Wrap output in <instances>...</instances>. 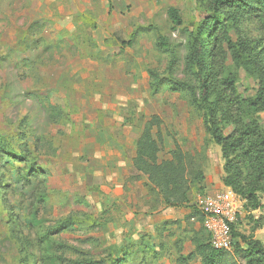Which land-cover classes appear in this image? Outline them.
<instances>
[{
    "label": "rangeland",
    "instance_id": "374dc122",
    "mask_svg": "<svg viewBox=\"0 0 264 264\" xmlns=\"http://www.w3.org/2000/svg\"><path fill=\"white\" fill-rule=\"evenodd\" d=\"M3 1L0 264H112L122 258L120 250L137 243L140 247L130 252L134 250L138 257L126 264H142L144 247L154 255L149 254L143 264H201L199 256L179 260L189 256L199 242L208 244L199 223H193L200 225L195 244L181 239L190 234L191 228L182 222L185 213H192L197 196L191 206L187 199L180 202L177 198L203 190L225 191V157L235 163L244 161L238 168L240 190L252 198L236 228L238 250L221 256L218 264H250L245 254L248 247L255 242L264 246V140L256 148L229 146L224 155L205 124V112L193 105L185 90H175L173 85L189 84L200 97V84L187 70L186 59L191 35L213 15L211 0H108L109 7L100 3L95 12L83 15L76 33L62 32L66 21L60 24L59 14H54L45 30H34L36 38L23 33L31 24L29 18L4 15ZM60 6L54 4L53 11L58 12ZM171 7L180 13V27L168 16ZM259 9L234 16L232 9H222L221 25L212 30L214 38L209 43V103L218 104L211 124L231 144L252 130L264 134V107L254 110L248 105L264 86L260 68L264 64L258 57L264 51V11ZM239 56L245 58L244 63H238ZM249 57L251 65L246 63ZM28 60H34L33 66ZM73 61L78 73L64 83L69 100L65 94L52 100L66 103L68 114L62 125L55 126L39 100L51 94L48 73ZM231 77L236 78L238 96L229 101L232 92L224 83ZM70 103L84 111L72 109ZM206 113L211 112L207 109ZM97 123L106 124L105 136L101 132L99 137L107 139L131 142L136 130L142 129L145 135L137 161L154 181L139 172L118 184L103 172L97 174L103 159L91 162L81 155L84 138ZM161 164L164 172L156 167ZM86 170H93L94 177H84ZM167 180H177L174 191ZM166 207L167 216L177 222L162 226L157 235L149 233L153 217ZM63 221L68 228L57 231Z\"/></svg>",
    "mask_w": 264,
    "mask_h": 264
},
{
    "label": "trees",
    "instance_id": "16d2710c",
    "mask_svg": "<svg viewBox=\"0 0 264 264\" xmlns=\"http://www.w3.org/2000/svg\"><path fill=\"white\" fill-rule=\"evenodd\" d=\"M224 8H230L233 10V14H241L242 12H247L248 10H253V9H259L261 11H264V0H211L210 1V11L213 13V15L209 18L206 19V21L201 25V27L197 30L196 33L191 35V41L189 45V52L187 55V70L190 72L191 75L197 79L199 82V87H200V97H198V94L195 89H193L189 84L186 83H173L174 89L175 90H185L187 92V95L191 99L193 105H195L197 108L203 110L205 112V124L209 128V130L213 131L214 133V139L215 141L222 147L224 155H226V149L227 147H234L236 145H242V147H245V144H248L250 146L253 145L256 146L257 142L260 140H264V134L262 132H258L255 130H252L253 132L251 134H248V132L245 134L246 137H243L239 143H230L229 138H225L222 133L218 130V128H214L212 126L211 121L214 119V115L216 112V105L215 104H210L209 99H210V81H209V61L211 59V53L212 51L209 49V43L213 40V29L216 28L217 25H221L220 22V17L219 13L222 9ZM243 14V13H242ZM168 16L171 19L172 23L176 27H180L183 24V21L181 19L180 13L178 9L171 7L168 9ZM212 23H215V25L211 28ZM204 34L209 36V39H205ZM162 41V39H161ZM228 42H230L227 39ZM227 42V43H228ZM263 53L264 51L258 55L260 58L261 62L264 64V58H263ZM253 61V58H250L247 60L246 63H249L250 65L252 64L251 60ZM255 59V58H254ZM245 58L243 56H239L238 63H244ZM262 70L264 68L260 67ZM225 86L227 89H229L232 94L229 96V101H231L232 97H237L238 96V90L236 88V78L231 77L225 81ZM154 87V86H153ZM155 93L158 92V89L155 87V90L153 91ZM229 103V102H228ZM46 104V109L48 112V118L53 120L54 122L58 123L59 121L63 120L64 113L60 108L52 106L48 103V101L45 103ZM249 107L252 109H258L259 107H264V86H262L259 90L258 98L254 101H250L248 103ZM209 109L211 113H206V110ZM251 132V129L249 130ZM145 134H142L141 138H143ZM140 138L137 148L139 149L140 146H142V139ZM255 143V144H254ZM256 148V147H254ZM139 151V150H137ZM139 157V156H138ZM135 159V167L138 172L149 176V179H152V176L149 175L150 173L143 168L140 167L139 162L137 161V158ZM227 160L226 163V171H227V178L224 181L225 187L231 188L240 198L244 201V212L246 207L250 204L252 196L249 195L247 196L246 193L242 192L240 190V183H241V171L238 170L239 166L244 163V161H238V162H233V160H229L228 157H225ZM170 165H173L172 163ZM158 170L163 171L165 170V167L163 164L156 166ZM201 180L203 177L200 178ZM154 181V180H153ZM167 186L171 185L172 186V191L175 190V187L178 185L177 180H167L166 182ZM207 191L203 190L200 194L197 195H190L187 197L186 194H183V198L179 196L177 198V201L182 202V200H186V204L191 206V200L193 199L194 196L198 195H204ZM166 196V194H165ZM168 201V200H166ZM191 203V204H190ZM193 211L190 215V219L192 223H199L201 224L203 221V218L200 214V212L196 209V206L192 204ZM195 221H192V220ZM240 224V220L234 225L231 226L232 228V234L234 237V249L233 251L238 250V245L239 242L237 241V231L236 228ZM68 228V222H62L61 225H59L58 230H64ZM204 230V229H203ZM206 239L208 240V244H202L199 242L196 244L194 251L189 254L187 257H181L179 260L181 262H184L185 260H191L193 256H199L201 258V264H218L221 256L228 254L227 252L224 251H219V250H214L211 246L210 243V237L206 233ZM194 244L196 243V235L192 240ZM130 246V245H129ZM125 247L127 248L126 250H120L122 254V258L119 260H113L112 264H126L134 258H137L138 255H136V252H130L132 250L131 248H135L137 246L138 248L140 247V243H137V245H133L132 247ZM144 253H145V258L144 256L142 257L141 263L143 264V261L146 262V259L148 258L149 254H153L154 252H148L147 248H143ZM148 252V254H147ZM245 254L247 258L250 260V264H264V246H262L260 243L255 242L252 246L248 247V250L245 251ZM136 255V256H135ZM135 256V257H134ZM88 262H77V263H71V264H86Z\"/></svg>",
    "mask_w": 264,
    "mask_h": 264
},
{
    "label": "crops",
    "instance_id": "0c3cea01",
    "mask_svg": "<svg viewBox=\"0 0 264 264\" xmlns=\"http://www.w3.org/2000/svg\"><path fill=\"white\" fill-rule=\"evenodd\" d=\"M12 3L14 4L13 7H11ZM100 3L103 5V7H106V8L109 7L107 6L109 4L108 0H4L3 1V6H4L3 13L4 15L8 17H11L12 15H14L17 20L19 18H22V19L29 18V20H31V24L29 23L27 25L23 33L25 35L30 34L32 38H36L35 36L36 33L33 34L34 30L37 28H38L37 30L40 29L41 32H42V29L45 30L48 27L45 25H49V20L54 18L53 17L54 14H59L58 17H60V24H62V21L64 19H65L64 21H66L61 28L62 32H67L69 34L76 33L78 23L83 22V15H85L87 11L95 12L97 10V7L100 5ZM54 4L55 6L58 4H61L58 12L53 11L52 8ZM110 13L111 12L108 10L107 15L110 16L111 15ZM37 41L38 40H35V43ZM70 42L72 44L73 40H70ZM38 46L39 45H36L35 49ZM44 49H47V46L44 47ZM30 61L28 60V65L33 66L34 60H30ZM74 63L75 61H73V63L67 62L65 63V67L63 68L61 67L59 71L57 70L58 68H55L54 70H51L50 73H48L51 84L53 83L49 90L51 94L49 95L50 97L48 96L46 98L40 99L39 104H38L39 107L43 109L45 113L47 114V118H48V112H47L46 104H45L47 101L50 105L60 108V110L63 111L64 115H68L64 110V108L66 107L65 105L66 103L65 104H61V103L55 104L53 103L52 100L55 95H58V97L62 95V97H64L63 94H65V98L69 100V97H68L69 94H68V91L65 90L64 88V83L66 79H73L77 75L78 72L74 70V66H76L74 65ZM97 63L99 62H96V64ZM28 68H30V66H28ZM63 70L66 73L63 72ZM105 72L109 73L107 70H105ZM94 75H95L94 73H91L92 77ZM96 94H99V93H96ZM88 97L89 99H91V96L88 95ZM33 98L36 100V102H38L36 97H33ZM79 100H83L84 102L86 101L82 97ZM73 104L74 103H70V107L72 109H74L73 107H76V108L82 109V112L84 111V108H81L78 105L74 106ZM63 120L56 123L50 118H48V121L52 125H55V126L62 125ZM103 127H106V124L99 125L97 123L93 127H91V129L89 130V133L86 134L84 138V141L82 144L81 155H87L91 162H93L95 159H98L99 157L103 159L102 165L103 164L104 165L101 166L99 170H96L98 171L97 174H100V172H103L104 174L103 176H106V177L108 176L111 181L121 184L122 182H120V180L126 179L130 176H133L139 173L135 167V159L137 157V150H138L137 145L143 134L142 129L136 130L137 132L136 139L130 142L126 138H117V139L108 138L107 139L105 137L104 138L99 137L101 136V132H102V136H105L106 134L105 133L106 130L103 129ZM90 135L92 136L91 138H90ZM86 171L84 172L85 174H83L84 177L85 176L87 178L94 177V174H92L94 173L93 170H86ZM168 211L170 210L168 209L164 211L162 214L155 215L153 217V225L149 227V230H151L149 233H155L157 235V230L161 228L162 226L167 225L168 227L170 226V224L174 223V221L177 222V220H173L169 216H167ZM156 213L157 212H155L154 214ZM188 215H191V212ZM188 215L187 213H185L182 223H184V226L187 225L189 229L191 228L190 234L186 236V233H185V235L182 236L181 239H185V240L187 239L188 240L187 243L191 244L192 246V243H193L192 240L196 235L195 230H199L200 225L193 224L190 219L191 217ZM186 220H189L190 223L186 224ZM155 236H151V237H155ZM178 239H180L179 236H178ZM177 243H178V240H177ZM194 249L195 248H193L190 253H192Z\"/></svg>",
    "mask_w": 264,
    "mask_h": 264
},
{
    "label": "built area",
    "instance_id": "2783aa9c",
    "mask_svg": "<svg viewBox=\"0 0 264 264\" xmlns=\"http://www.w3.org/2000/svg\"><path fill=\"white\" fill-rule=\"evenodd\" d=\"M196 209L203 221L202 228L210 237L214 250L233 252L234 237L231 226L241 219L244 212V201L231 188L223 192L198 195ZM192 221H195L194 219Z\"/></svg>",
    "mask_w": 264,
    "mask_h": 264
}]
</instances>
